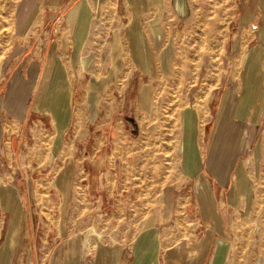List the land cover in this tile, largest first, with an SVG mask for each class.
I'll return each instance as SVG.
<instances>
[{
  "label": "rangeland",
  "instance_id": "374dc122",
  "mask_svg": "<svg viewBox=\"0 0 264 264\" xmlns=\"http://www.w3.org/2000/svg\"><path fill=\"white\" fill-rule=\"evenodd\" d=\"M15 3L16 0H0V62L11 45ZM41 10L51 25L40 20V25H33L22 39L30 43L40 41L46 46L44 67L48 59L47 63H51L56 56L62 64L59 82L53 78V84L46 88L43 67L35 90V106L53 114L58 130L63 132L61 143L66 139L67 145L53 149L47 145L38 147L39 151H46V159L37 170L64 167L63 152L72 155L70 169L77 182L82 171L97 170L96 163L83 161L90 147L82 149V140L89 138L88 143H92L90 136L95 135L92 122L96 121L99 108L110 100L114 83L117 82V95L122 94L130 72L137 68L149 85L146 86L154 90L155 108L140 120L141 129L134 137L135 141L138 139L137 154L125 153L114 158L108 155L116 173V189L131 186L137 193V203L144 198L141 190L149 193V199L152 193L153 210H142L143 206H98L99 209L75 206L77 210L64 211L60 206H21L20 225L15 226L14 238L18 228L20 232L24 229V223L26 234L32 235L35 228L37 236L59 235L63 227L55 223L62 218H91L98 220L99 225L92 227L104 234L102 239L89 233L91 227L73 230L74 234L88 238L89 244L84 249L93 250L108 237L137 233L143 228L139 226L140 220L155 219L164 185H180L186 192L193 187V176L203 172L213 186L208 171L209 155L213 145H218L224 128L217 114L220 94L229 89L239 112L251 107L257 114L234 115L242 138L237 140L238 145L233 139L231 148L226 147L231 163L225 170L228 183L223 188L234 212L227 209L224 216L231 223V237L237 242L229 249L225 264H264V83H243L242 89L236 82L230 88L225 84L234 71V67L227 65L230 57L240 61L247 51L250 58L264 60V0H162L161 6L155 0H57L51 7L42 6L38 11ZM48 15L52 17L48 19ZM46 25L50 30L44 39L37 32ZM60 30H64V38ZM55 40L57 54L54 50L48 52ZM80 58L86 61L83 70ZM242 64L239 62L238 66ZM259 69H254L256 77L262 72ZM212 96L216 99L211 100ZM233 127L229 126L230 131ZM230 133L226 135L228 138ZM107 149L110 152L111 148ZM13 159L12 169L28 186L37 167L28 168L21 155ZM122 174L128 177L122 180ZM125 199L126 191L121 203ZM12 213L10 219L15 214ZM33 220L36 223L32 226ZM129 220L137 226H128ZM180 229L181 234L189 233L187 227ZM208 229L200 226L195 233ZM88 234L92 237L90 242ZM14 244L13 241L11 246ZM83 244L86 245L85 238ZM30 245L38 250L37 243L31 241ZM48 247L46 244V251ZM13 257L8 258L9 264H17ZM20 258V264L27 263V258ZM41 259L38 261L46 264Z\"/></svg>",
  "mask_w": 264,
  "mask_h": 264
},
{
  "label": "crops",
  "instance_id": "0c3cea01",
  "mask_svg": "<svg viewBox=\"0 0 264 264\" xmlns=\"http://www.w3.org/2000/svg\"><path fill=\"white\" fill-rule=\"evenodd\" d=\"M56 1L16 0L12 12L11 45L0 62V264H9L8 258L13 257V253V258L17 259L14 262L17 264L21 263L20 257L27 258L26 264H41L42 262L38 261L41 258L46 264H225V259L229 258V249H233L234 242H237L231 237V223L224 216L227 209L234 212V207L228 203L223 188L224 183H228L225 170L231 163L226 147L231 148L233 139H236L235 144L238 145L237 140L242 138L238 135L241 129L238 128L239 122L234 115L244 113L246 117L257 114L251 107L239 112L237 106L232 103L233 97L230 96L229 89L220 94L217 114L224 128L221 129L222 135L218 145H213L209 155L208 171L214 180L213 186L203 172L193 176V187L186 192L181 190L183 187L180 185H164L160 193L161 202L158 204L159 213L155 219L146 217L140 220L139 226L143 228L137 233L108 237L102 242L99 241L97 248L93 250H85L84 246L89 243L84 245L85 237L74 234L73 230L75 227L92 229V226H98V220L91 218H62L55 223L58 227H63L59 235L37 236L35 228L32 235L26 234L24 223V229L20 232L18 228L17 237L14 238L15 226L20 225L21 206H60L59 209L64 211L77 210L75 206H97L96 209H99L98 206H143L142 210H153L152 193L149 199V193L141 190V197L144 198H140L137 203V193L131 190V186L116 189V173L111 168L112 160L108 155L112 154L114 158L125 153L137 154L138 139L135 141L134 137L141 129L140 120L155 108L154 90L150 89L152 86L147 87L149 85L143 81V74L140 76L137 73V68L130 72L131 76L129 75L124 85L123 93L117 95V82L114 83L110 100L107 105L99 108L97 119L92 122L95 130V135L90 136L92 143H88L89 138L82 140V149L90 147L88 157L82 159L87 164L96 163L97 170L82 171L77 182V176L70 169L72 155H66L64 152V167L45 172L37 170L46 159V151H39L38 147L47 145L52 149L59 146L63 148L67 144L66 139L61 143L63 132L58 130L53 114L35 106V90L44 67L43 58L47 48L40 41L33 40L35 42L30 43L22 37L29 33L28 30L33 28V25H40V20L43 24H50L45 21L47 17L43 15L42 10L40 19L39 11L42 6L51 7ZM149 1L153 0H147ZM155 1L161 6L162 0ZM48 17L50 19L52 16ZM67 28L72 30L70 25H67ZM49 30L46 25L43 30L38 29L37 33L43 34L45 39ZM53 50L58 53L56 40L53 47L48 48V52ZM250 56L249 54L241 66H238L237 58L228 59V67H234L228 82L225 83L229 84L228 88L234 82L238 84L239 89H242L243 83H264V60L259 61ZM56 58L57 56L54 60ZM54 60L45 64L42 77H46V81ZM255 68L262 69L257 77L254 75ZM239 93L240 90L236 93L237 96ZM216 96H212L211 100L216 99ZM230 125L234 126L231 131ZM229 132L230 138L226 136ZM109 147L110 152L107 149ZM127 147L132 149L128 150ZM15 155H21L28 168L37 167L33 169L35 173L28 186L20 179V174L12 169ZM127 177L128 175L122 174L121 179ZM124 191L127 192V199L121 203ZM11 212L12 216L15 213L12 219L9 218ZM35 223L33 220L32 226ZM128 226H137V223L129 220ZM200 226L209 229L195 233L196 228ZM183 227H187L189 233L181 234L180 228ZM100 233L102 237L96 236L98 239L104 237V234ZM88 237L90 242L92 237ZM13 241L16 245L11 246ZM31 241L38 244V250H34L35 246L32 248ZM45 243L49 244L47 251ZM26 244L29 245L24 252Z\"/></svg>",
  "mask_w": 264,
  "mask_h": 264
},
{
  "label": "bare ground",
  "instance_id": "6f19581e",
  "mask_svg": "<svg viewBox=\"0 0 264 264\" xmlns=\"http://www.w3.org/2000/svg\"><path fill=\"white\" fill-rule=\"evenodd\" d=\"M60 31H62V33H63V37L62 38H64V34H65V32H64V30H60ZM220 31V30H219ZM155 33V35H158V32L157 31H155L154 32ZM259 54V53H258ZM247 55H248V52L247 51H245L243 54H242V56H241V59H240V61L238 60V63L239 62H241V63H244L245 62V60L247 59ZM255 54H253V56H254ZM258 57V56H257ZM259 60V59H258ZM48 62V61H47ZM79 63H80V68L83 70V69H85V66H86V61L83 59V58H80V60H79ZM62 64H61V62H60V60H59V58L57 57L56 58V60H54V63H53V65H52V67H51V71H50V74H49V78H48V80H47V83H46V85H45V88L49 85V84H53V82H54V79L53 78H56V81H57V83L59 82V79H60V74L58 73V71H60V66H61ZM251 67V66H250ZM62 70V69H61ZM48 72V71H47ZM112 72H113V70H112ZM249 72V71H248ZM63 74H64V72H63ZM89 233L90 234H92V235H95V236H97V237H99V238H101L102 237V234L100 233V232H97L95 229H90L89 230ZM85 243L86 244H88V238L87 237H85Z\"/></svg>",
  "mask_w": 264,
  "mask_h": 264
}]
</instances>
